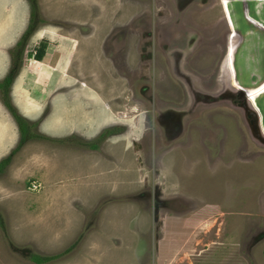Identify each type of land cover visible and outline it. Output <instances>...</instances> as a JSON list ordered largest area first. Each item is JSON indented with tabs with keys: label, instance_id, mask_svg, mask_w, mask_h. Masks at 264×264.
Returning <instances> with one entry per match:
<instances>
[{
	"label": "rangeland",
	"instance_id": "1",
	"mask_svg": "<svg viewBox=\"0 0 264 264\" xmlns=\"http://www.w3.org/2000/svg\"><path fill=\"white\" fill-rule=\"evenodd\" d=\"M36 2L10 94L37 137L0 175V264H264V94L221 66L236 0ZM31 12L0 0V81ZM19 139L0 90V160Z\"/></svg>",
	"mask_w": 264,
	"mask_h": 264
},
{
	"label": "crops",
	"instance_id": "2",
	"mask_svg": "<svg viewBox=\"0 0 264 264\" xmlns=\"http://www.w3.org/2000/svg\"><path fill=\"white\" fill-rule=\"evenodd\" d=\"M238 1L242 0H236L237 3L232 5V9L228 6L229 12L236 9L230 17L233 21V29H237L236 32L239 31V36L234 34L235 54L233 62H231L235 71V81L242 85L241 89L244 91L250 88L249 90H257V93L264 94L262 93L264 92V0H245L247 3L242 5L240 2L242 5L240 7ZM224 60L226 59L224 58ZM227 68L230 73V67L227 66ZM256 76L257 79H261L257 84H252L253 81L247 83L245 80L247 78L253 80ZM261 105L264 107V102ZM261 112L264 120V111L261 110Z\"/></svg>",
	"mask_w": 264,
	"mask_h": 264
},
{
	"label": "trees",
	"instance_id": "3",
	"mask_svg": "<svg viewBox=\"0 0 264 264\" xmlns=\"http://www.w3.org/2000/svg\"><path fill=\"white\" fill-rule=\"evenodd\" d=\"M32 3V12H31V18H30V25L27 28V30L23 33L21 39L16 43L15 47L12 49L11 54H12V66L9 70V72L6 74L4 79L0 81V90L3 93V102L5 106L8 108V110L11 112L13 115L19 131H20V139L15 147L11 151V153L0 160V175L4 174L6 171L7 167L11 164L13 155L24 146L29 140L34 139L37 137V134L32 131V126L27 120L26 117H24L22 114H20L14 107L12 103V98H11V86L20 70V66L23 63L24 60V55H23V49H24V42L29 38V36L32 34L34 31V28L37 23V19L39 18V9H38V3L36 0H31ZM46 49H47V42L42 41L35 49L34 52H31L30 55L33 56L34 59L38 61H42L45 57L46 54ZM29 55V56H30ZM115 128H108L105 129L101 135L98 137L97 142H92V141H80V144L83 146H87L88 148L92 150H98L100 148L99 141L105 140L107 136L114 134ZM2 212L0 211V224L2 226L3 230H6V225L5 221L2 217ZM62 253L59 254H54V255H39L34 253L31 258L33 259L34 262H37L38 264H43L49 261H52L56 258H58Z\"/></svg>",
	"mask_w": 264,
	"mask_h": 264
},
{
	"label": "bare ground",
	"instance_id": "4",
	"mask_svg": "<svg viewBox=\"0 0 264 264\" xmlns=\"http://www.w3.org/2000/svg\"><path fill=\"white\" fill-rule=\"evenodd\" d=\"M232 53H233V49H232V44H230V46H229V58L228 59H226V60H224L225 61V66L227 67V65L230 67V71H231V73H232V70H233V68H232V64H231V62H233V56H232ZM227 71H229V69L227 68ZM232 76V78L233 79H235V76H233V75H231ZM260 90V89H259ZM252 92H254V91H252ZM254 96H255V93H251L250 94V99H253L254 100ZM255 109H257L258 111H259V114H260V118H261V122H262V114H261V111L258 109V108H256V107H254Z\"/></svg>",
	"mask_w": 264,
	"mask_h": 264
},
{
	"label": "water",
	"instance_id": "5",
	"mask_svg": "<svg viewBox=\"0 0 264 264\" xmlns=\"http://www.w3.org/2000/svg\"><path fill=\"white\" fill-rule=\"evenodd\" d=\"M234 36H235L234 34H231L232 41H233V40L236 41V40L234 39ZM230 78H231V76H230ZM249 94H250V93H248V91H247V92H246V95H247L248 97H249Z\"/></svg>",
	"mask_w": 264,
	"mask_h": 264
},
{
	"label": "clouds",
	"instance_id": "6",
	"mask_svg": "<svg viewBox=\"0 0 264 264\" xmlns=\"http://www.w3.org/2000/svg\"><path fill=\"white\" fill-rule=\"evenodd\" d=\"M235 42V41H234ZM229 55V54H228ZM227 55V58L226 59H228L229 58V56ZM222 64H223V62L221 63V66H222ZM222 70H224L223 69V67H222ZM226 71V70H225ZM226 72H228V74L230 75V73H229V71H226ZM245 92H247V91H245ZM249 93V92H248ZM249 96H250V94H249ZM248 97V96H247ZM248 99H249V97H248Z\"/></svg>",
	"mask_w": 264,
	"mask_h": 264
},
{
	"label": "built area",
	"instance_id": "7",
	"mask_svg": "<svg viewBox=\"0 0 264 264\" xmlns=\"http://www.w3.org/2000/svg\"><path fill=\"white\" fill-rule=\"evenodd\" d=\"M32 185H33V184H32ZM39 185H40V184L34 183V185H33V189L39 188Z\"/></svg>",
	"mask_w": 264,
	"mask_h": 264
},
{
	"label": "flooded vegetation",
	"instance_id": "8",
	"mask_svg": "<svg viewBox=\"0 0 264 264\" xmlns=\"http://www.w3.org/2000/svg\"><path fill=\"white\" fill-rule=\"evenodd\" d=\"M249 99H250V97H249ZM257 110V109H256ZM258 111V110H257ZM259 112V111H258Z\"/></svg>",
	"mask_w": 264,
	"mask_h": 264
}]
</instances>
